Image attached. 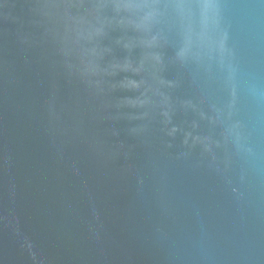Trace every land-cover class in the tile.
I'll list each match as a JSON object with an SVG mask.
<instances>
[{
  "label": "water",
  "instance_id": "95a60500",
  "mask_svg": "<svg viewBox=\"0 0 264 264\" xmlns=\"http://www.w3.org/2000/svg\"><path fill=\"white\" fill-rule=\"evenodd\" d=\"M0 264H264V0H0Z\"/></svg>",
  "mask_w": 264,
  "mask_h": 264
}]
</instances>
